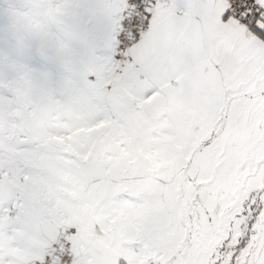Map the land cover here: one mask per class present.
I'll return each mask as SVG.
<instances>
[{
    "label": "snow or ice",
    "instance_id": "obj_1",
    "mask_svg": "<svg viewBox=\"0 0 264 264\" xmlns=\"http://www.w3.org/2000/svg\"><path fill=\"white\" fill-rule=\"evenodd\" d=\"M0 264H264V0H0Z\"/></svg>",
    "mask_w": 264,
    "mask_h": 264
}]
</instances>
